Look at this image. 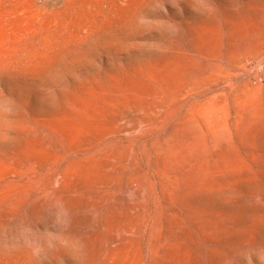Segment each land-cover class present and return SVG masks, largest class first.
Returning a JSON list of instances; mask_svg holds the SVG:
<instances>
[{
	"label": "rangeland",
	"instance_id": "1",
	"mask_svg": "<svg viewBox=\"0 0 264 264\" xmlns=\"http://www.w3.org/2000/svg\"><path fill=\"white\" fill-rule=\"evenodd\" d=\"M0 264H264V0H0Z\"/></svg>",
	"mask_w": 264,
	"mask_h": 264
},
{
	"label": "bare ground",
	"instance_id": "2",
	"mask_svg": "<svg viewBox=\"0 0 264 264\" xmlns=\"http://www.w3.org/2000/svg\"><path fill=\"white\" fill-rule=\"evenodd\" d=\"M180 225V224H179Z\"/></svg>",
	"mask_w": 264,
	"mask_h": 264
}]
</instances>
